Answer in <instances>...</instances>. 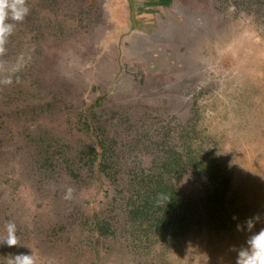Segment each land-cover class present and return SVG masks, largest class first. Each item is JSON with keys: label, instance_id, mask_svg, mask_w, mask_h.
I'll list each match as a JSON object with an SVG mask.
<instances>
[{"label": "rangeland", "instance_id": "374dc122", "mask_svg": "<svg viewBox=\"0 0 264 264\" xmlns=\"http://www.w3.org/2000/svg\"><path fill=\"white\" fill-rule=\"evenodd\" d=\"M26 6L0 54V238L14 221L22 244H0V264H236L245 221L264 227V0ZM102 128L128 181L173 152L218 164L229 217L148 234L123 220V201L105 206L120 190L85 165ZM180 185L217 184L194 168ZM95 214L116 223L99 235Z\"/></svg>", "mask_w": 264, "mask_h": 264}, {"label": "trees", "instance_id": "16d2710c", "mask_svg": "<svg viewBox=\"0 0 264 264\" xmlns=\"http://www.w3.org/2000/svg\"><path fill=\"white\" fill-rule=\"evenodd\" d=\"M92 113L93 116L96 114L90 107L85 117L89 128L95 125ZM102 133L103 137L98 136L97 142L89 145L85 150L88 157L85 165H89V161L92 164L99 161L96 169L113 182L115 189L120 190L121 197H111L105 206H111L114 210L123 201L121 215L123 220L139 222L141 226L143 225L144 233L148 234L156 233V228L161 226L169 228L178 223L199 222L204 218L229 217L222 201L224 193L218 178L219 165L212 160L206 162L204 157L192 159L189 154L185 159L182 154L173 152L169 157L157 160L151 169L133 173L132 178L128 181L121 174L120 161L114 155L117 152L113 151L110 137L105 128H102ZM116 151L118 150L116 149ZM48 160V157L44 158V165ZM194 168L200 171L202 179L209 177L216 179L215 188L210 189L207 186H202L189 193L186 192L180 185V179L187 169ZM92 217L97 224L96 233L99 235L106 234L109 228L116 223L112 224L102 215L95 214Z\"/></svg>", "mask_w": 264, "mask_h": 264}, {"label": "clouds", "instance_id": "9594fccd", "mask_svg": "<svg viewBox=\"0 0 264 264\" xmlns=\"http://www.w3.org/2000/svg\"><path fill=\"white\" fill-rule=\"evenodd\" d=\"M29 8L26 6V0H0V54L5 51V44L9 36L12 35L15 24L12 22H23ZM19 70L18 66L13 71ZM11 79L0 81L3 84H10ZM73 189L68 188L66 198H71ZM261 221L260 214L248 218L245 221L247 231L250 233L246 244L240 246L237 251L236 264H264V227L259 231H254L256 224ZM244 226H238L243 230ZM6 235L0 238V244H6L8 247L22 245L18 242L17 225L14 221H8L5 224ZM7 264H38L37 259L32 254H19L10 257Z\"/></svg>", "mask_w": 264, "mask_h": 264}]
</instances>
